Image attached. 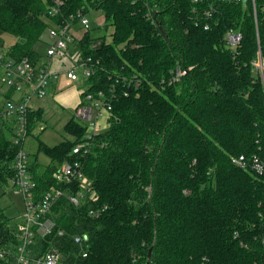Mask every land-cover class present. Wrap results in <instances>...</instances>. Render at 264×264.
I'll list each match as a JSON object with an SVG mask.
<instances>
[{
    "label": "trees",
    "instance_id": "1",
    "mask_svg": "<svg viewBox=\"0 0 264 264\" xmlns=\"http://www.w3.org/2000/svg\"><path fill=\"white\" fill-rule=\"evenodd\" d=\"M63 2V15L102 14L103 36L92 35L94 23L75 37L94 66L80 101L103 90L112 110L109 128L85 155L72 152L87 135L74 117L65 127L73 140L40 142L51 164L40 173L30 162L35 200L64 188L53 175L66 161L81 164L96 199L58 200L50 215L56 231L36 238L33 255L59 254L60 264H264V70L257 66L264 63V0ZM53 3L0 0V31L18 39L12 57L41 56L36 45L59 22L49 15ZM229 31L242 35L236 55L226 46ZM178 68L187 72L171 83ZM42 112L30 113V134ZM16 152L12 133L0 130L2 190L13 187ZM98 208L106 210L89 214ZM16 230L0 206V250L15 252Z\"/></svg>",
    "mask_w": 264,
    "mask_h": 264
},
{
    "label": "built area",
    "instance_id": "2",
    "mask_svg": "<svg viewBox=\"0 0 264 264\" xmlns=\"http://www.w3.org/2000/svg\"><path fill=\"white\" fill-rule=\"evenodd\" d=\"M196 3L204 0H194ZM63 0H54L49 15L59 19L52 23L48 29L50 44L44 55L37 60L30 58H15L8 52L0 51V130L12 133L14 147L17 149L14 161L13 189L20 194L25 201L26 211L21 220L16 222V236L19 244L15 252L8 249L0 250V261L4 264H60V256L56 253H44L39 257L33 255V246L36 238H46L56 231V222L50 216L53 206L61 198H66L74 206H80L86 202L94 201L96 193L92 183L82 171L79 162L66 161L58 166L53 177L56 183L64 188L51 187L42 198L35 200L37 183L29 171L30 159L24 150V142L31 135L29 131V115L33 110L31 103L34 99H44L49 88L58 84L62 76L67 82H76L81 71L82 81L91 76V58H84L75 48V37L79 33L89 32L104 24L102 14L97 18L96 13L90 15L78 12L63 15ZM156 8V6L154 7ZM151 11H149V15ZM212 10L204 12L205 17H210ZM95 17L94 20L92 18ZM102 18V19H101ZM101 19V20H100ZM103 21V23H101ZM101 23V24H100ZM104 29L100 27V29ZM209 29V25L205 26ZM104 34L98 35V37ZM242 41V35L229 31L226 35V46L236 55V49ZM257 66L264 70V63L258 62ZM187 71L176 69L171 83L181 80ZM85 90H81L83 93ZM10 93V97H6ZM112 95V94H111ZM111 96L100 90L98 92L85 93L79 105L75 109L74 118L86 127V139L78 142L72 152L74 155H85L90 151L94 139L107 131L110 126V114L112 110ZM104 112L107 113L108 127L100 122ZM8 127V129H7ZM45 129V128H43ZM256 168L262 171V164L256 160ZM106 208L91 209L89 214L98 217ZM66 232L58 231L59 236H65ZM76 245L83 246L84 238L80 235L73 236ZM86 257L87 255L84 254Z\"/></svg>",
    "mask_w": 264,
    "mask_h": 264
},
{
    "label": "rangeland",
    "instance_id": "3",
    "mask_svg": "<svg viewBox=\"0 0 264 264\" xmlns=\"http://www.w3.org/2000/svg\"><path fill=\"white\" fill-rule=\"evenodd\" d=\"M96 15L97 18L100 17L99 13H96ZM94 19L95 17L92 18V20ZM101 23H103V21ZM103 25L100 27H103ZM100 27L98 30H93L92 35L94 37L105 34L104 29H100ZM0 38L3 40V47L0 48V51L3 52H8L9 48L18 41L17 38L9 34L2 33L1 31ZM49 44L50 40L47 32L38 45H36V50L44 55L47 50V45ZM78 74L80 76L78 81L69 83L67 82L71 89L69 94L71 93L75 96L77 95V90H86V88L83 87V79L81 77L80 70L78 71ZM64 79L65 76H62L61 80L56 85L58 90L59 87L63 85L62 81ZM68 86L63 85L62 89H69ZM50 89L51 88H49L47 96L44 99H34L31 103V108L43 109L44 113L41 110L43 122L38 124L34 132L24 142V150L29 155L30 161L34 162L37 160L42 166L40 169L42 173L45 171L46 167L51 164V159L46 154L39 151V144L41 142L46 146L53 147L65 140H73L72 136L67 134L65 131V127L75 115L76 108L72 102L77 100V98L74 99L72 95L66 94V92L63 93L65 96L59 95L57 98H55L56 94H54ZM100 122L104 124V127L109 126L106 112H104ZM43 128L46 129L44 130ZM0 206L5 209L7 216L14 220L15 223L21 220L23 214L26 211L24 198L13 189L12 185L7 190H2V188H0Z\"/></svg>",
    "mask_w": 264,
    "mask_h": 264
},
{
    "label": "crops",
    "instance_id": "4",
    "mask_svg": "<svg viewBox=\"0 0 264 264\" xmlns=\"http://www.w3.org/2000/svg\"><path fill=\"white\" fill-rule=\"evenodd\" d=\"M62 83H63V85L64 86H68V83H67V80L66 79H64L63 81H62ZM57 85V84H56ZM56 85H54L53 87H51V91L54 93V94H56V96H55V98H57L59 95L60 96H65V95H63V93H65L66 92V94H69V92H71V89H70V85L68 86L69 87V89H62V87H63V85H61L60 87H59V90H58V87L56 86ZM66 88V87H65ZM63 90V91H62ZM62 91V92H61ZM62 94V95H61ZM80 94H81V92H80V90H77V95L75 96V95H73V94H69V95H72L73 97H74V99H76L77 98V100L76 101H73L72 103L74 104V106H75V108L79 105V103H80ZM64 98H66V97H64ZM39 109H41V108H39ZM38 109V110H39ZM42 111H43V109H41ZM43 113H44V111H43ZM46 129V128H45ZM33 162V161H32ZM39 163V162H38ZM40 164V163H39ZM41 165V164H40ZM41 168H42V166H41ZM40 168V169H41ZM39 172L40 173H42L41 172V170H39Z\"/></svg>",
    "mask_w": 264,
    "mask_h": 264
},
{
    "label": "water",
    "instance_id": "5",
    "mask_svg": "<svg viewBox=\"0 0 264 264\" xmlns=\"http://www.w3.org/2000/svg\"><path fill=\"white\" fill-rule=\"evenodd\" d=\"M159 29H160V31H161V33L166 37V34H165V32L163 31V29L161 28V26L159 25ZM3 47V46H2ZM151 254H152V249H150V251H149V254H148V259H150L151 258Z\"/></svg>",
    "mask_w": 264,
    "mask_h": 264
}]
</instances>
